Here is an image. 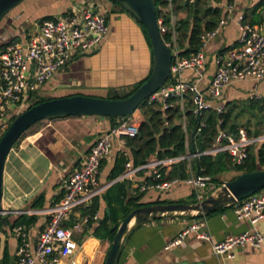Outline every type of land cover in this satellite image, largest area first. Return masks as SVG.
Wrapping results in <instances>:
<instances>
[{
	"label": "crops",
	"instance_id": "obj_1",
	"mask_svg": "<svg viewBox=\"0 0 264 264\" xmlns=\"http://www.w3.org/2000/svg\"><path fill=\"white\" fill-rule=\"evenodd\" d=\"M82 1H21L0 19V49L8 43H24L28 35L37 28V23L41 18L66 16ZM93 1L95 6L104 12L108 25L106 35L96 48L97 52L92 55H78L57 70L51 80L39 88L38 97L57 98L76 94L101 98L121 96L150 74L153 54L142 25L132 15H129L130 17L126 15L115 4H105L104 0ZM224 2L225 0H222L218 5ZM238 13H243L248 21L254 20V24H263L264 0L236 1L233 17L207 46L205 71L203 77L196 83L200 92L212 106L224 103L225 110L232 107L234 114L236 106L242 102L247 114L251 110L258 112L257 119L259 120L260 116L264 115V80L249 78L235 81L227 86L222 95L216 99H210L206 92L215 71V56L238 43L239 29L234 19ZM186 15L187 10H180L174 14V21L177 22ZM192 75L191 71L184 72L185 78ZM187 100L188 104L193 106L190 97ZM132 115L139 125L144 121V116L139 109H136ZM250 119L254 118L250 116ZM174 122L183 126L182 117L175 119ZM111 126L112 122L102 116L71 115L44 119L34 131L26 134L11 148L4 167L2 208L7 213L3 215H8V218L13 220L23 213L20 211H33V213H24L36 216L34 223L30 226L24 225L32 242L49 220L48 215L43 214L44 210L60 200L66 179L80 167L95 140ZM238 127L244 126L239 125ZM244 128L247 131L249 129L248 133L251 135L264 132V126L252 121L250 127ZM125 145L126 143L122 144L114 140L109 155L101 161L98 180L102 186L109 185L94 196L87 205L74 208L69 219L65 221L66 226H72L75 222L79 223L80 229L73 230L75 250L70 256L62 259L61 263L68 262L72 258L76 264H104L111 241L97 238L93 235V230L99 221L109 216V208L103 199V193L117 181H127L129 197L135 195L136 192L143 193L139 201L148 203V205H153L151 203L156 199L169 201L168 203H181L180 201L188 203L191 199L193 203L196 201L192 188L183 181L165 192L156 189L141 190L140 187L147 178L146 169L136 171L129 185L128 180L120 179L126 170V164L124 172L116 177L119 180L113 182L116 178L110 179L109 176L115 158L120 153L126 154L128 149ZM258 145L254 144L249 149ZM155 157H158L157 154H151L147 160ZM185 160L183 177L180 176V169L177 167L179 162L171 166L169 175L177 170L174 176H180L183 179L187 175L188 165H191L192 170L197 173L193 169L191 159ZM127 163L131 164V162ZM261 169H264V165ZM224 173L218 174L217 180H213L211 176V185H218L239 174L231 167L229 174L225 177ZM206 193H210L209 188L206 189ZM261 194L264 196V188ZM39 195L43 197L42 207H30L31 201ZM95 198L99 202V209L94 216L96 222L88 226V221L83 220L87 217L83 215V212ZM197 220H204V226L199 231L207 233L210 237L208 240L196 237L195 233H189L179 245L166 248L167 244L182 229ZM13 228L3 224L0 229V251L2 252L5 248L8 250V264H16L18 239ZM252 230L264 233V218L255 223L247 219H238L233 206L228 204L199 215L168 213L143 223H131L121 242L116 264H264V245L260 248L250 245L236 248L232 258L218 256L212 251V243L221 241L228 235Z\"/></svg>",
	"mask_w": 264,
	"mask_h": 264
},
{
	"label": "built area",
	"instance_id": "obj_2",
	"mask_svg": "<svg viewBox=\"0 0 264 264\" xmlns=\"http://www.w3.org/2000/svg\"><path fill=\"white\" fill-rule=\"evenodd\" d=\"M157 8L169 17L164 23L163 17L157 18L160 34L167 36L164 40L172 54L170 77L145 101L156 105L162 111L179 107L183 128L186 130V112L194 116L201 115L202 111L214 109L217 122L222 119L219 115L225 112L224 103L212 106L197 87V81L203 77L206 62L207 46L223 29L227 21L235 13L236 1L229 0L221 3L225 15L209 30H204L199 37V46L195 51L182 55L177 41V30L174 21L173 0H156ZM194 0H189L193 2ZM215 3V2H213ZM239 37L236 46L219 52L215 56V71L207 86V95L210 99L220 97L223 90L235 81L245 79L264 80V23L251 24L243 13L234 17ZM108 30L104 12L95 6L93 0H83L79 6L63 17L40 19L37 28L31 32L24 43L14 42L0 49V130L4 131L10 120L30 107L39 96V88L53 77L55 72L67 65L78 55L94 51ZM185 71L193 75L184 77ZM190 97L193 106L188 104ZM133 114V113H132ZM120 118L117 124L100 135L89 149L79 168L75 169L66 179L64 192L60 200L52 207L44 210L49 220L42 231L32 242L24 225L13 228L18 239L16 249V264H76L74 259L61 263V260L70 256L76 248L73 230L80 229L79 223L66 226L65 221L74 208L87 205L109 184L102 186L98 180L101 161L106 158L114 140L126 143V138L138 133L139 124L133 115ZM6 119V121H4ZM204 126L201 122L200 127ZM200 128H197L199 131ZM264 142V132L251 135L244 127H238L236 132L219 129L211 147L195 154L178 155L175 157L150 158L140 167H133L126 163V170L120 179L130 180L140 169H146V177L141 190L156 189L168 191L177 183L183 181L189 185L194 193L195 202L200 203L206 197L217 195L224 185L223 181L212 186V177L205 173H195L191 165L187 166L186 176L169 178L171 166L182 160H189L193 156L208 154L215 156L221 152L230 155L233 165H240L247 158L249 147ZM264 165V164H263ZM209 188L210 193H206ZM233 206L238 219H247L251 223L264 218V196L250 195L237 203H225ZM33 213V211H20ZM196 213V212H191ZM177 214V213H176ZM185 214V213H179ZM84 221L87 217H84ZM204 220H197L182 229L170 241L166 248L179 245L189 234L209 239V235L200 232ZM247 245L260 248L264 245V233L257 230L244 231L235 235H228L221 241L212 243V251L218 256L232 258L236 248Z\"/></svg>",
	"mask_w": 264,
	"mask_h": 264
},
{
	"label": "trees",
	"instance_id": "obj_3",
	"mask_svg": "<svg viewBox=\"0 0 264 264\" xmlns=\"http://www.w3.org/2000/svg\"><path fill=\"white\" fill-rule=\"evenodd\" d=\"M222 0H173L174 8L173 12L177 13L180 10H187V15L178 20L176 25L177 41L181 48V54L187 55L192 51H195L199 46V37L204 30L212 29L218 22V20L225 14L221 5H218ZM229 1V0H225ZM215 2V3H212ZM118 5L120 9L126 11L122 2L115 0L113 2ZM158 1L156 5L158 6ZM162 16L164 23L169 22V17L163 14L157 8V18ZM52 16L43 17L41 19H50ZM246 18V16H245ZM254 24V20L248 21ZM142 25V24H141ZM147 40L150 44L148 34L145 27L142 25ZM166 40L167 36H163ZM9 44V43H8ZM148 77V76H147ZM146 77V78H147ZM137 82L134 87L124 95H114L111 99H121L129 96L133 93L145 80ZM51 99L49 97H38V99L30 106L42 102L44 100ZM138 109L144 116V121L139 125L138 133L134 136L126 138V154L120 153L114 162V166L109 176L110 179H114L122 174L125 170V164L131 162L133 167H138L146 163L151 154H157L158 157H175L178 155H186L200 153L211 147L213 141L219 131L224 129L230 132H236L238 123L232 119L233 108L230 107L219 117L222 119V123L219 125L217 122V114L214 109H207L202 111L201 115L194 116L192 112H186V130H184L182 124L175 123V119H180L182 114L177 107L176 109H170L162 111L154 104H149L144 101L140 104ZM16 116V115H15ZM15 116L11 119L13 120ZM55 117L49 118L53 119ZM112 126H115L120 118L107 117ZM42 120L35 122L26 129L12 145L14 147L21 139L27 134L31 128L36 126ZM201 122H204V126L200 127ZM197 128H200L197 131ZM250 132V130L248 129ZM4 132V131H3ZM2 132V133H3ZM1 133V135H2ZM0 135V136H1ZM186 160L179 161L177 167L180 169V176H184L183 166ZM264 163V142L259 143L257 147H252L248 150L247 158L240 165H233L231 163L230 155L227 152L218 153L215 156L208 154H201L199 156H193L191 158V164L193 169L197 173H205L213 176V180H217L218 174L229 171L230 167L234 166L238 173L251 172L261 169ZM176 169V168H175ZM177 174V170H174L169 177H173ZM231 177L230 179L234 178ZM146 180H150L149 177ZM129 188L127 187V181H117L113 183L103 193V199L106 201L109 208V216H105L98 222L93 230V235L100 239H108L112 242L113 236L119 226L122 218L130 211L137 207L146 206L148 203H142L141 199L143 193L136 192L135 195L128 196ZM42 195L37 196L30 203L32 208H41L43 205ZM169 201L156 199L151 204H165ZM185 203V201H180ZM99 209L98 199L95 198L93 203L84 210L83 215L87 216V225L91 226L95 213ZM121 213V215H119ZM8 215H3L0 218V229L3 224L8 225L9 228H13L18 225L30 226L36 221L35 215H27L21 213L17 215L13 220L8 218ZM1 252V251H0ZM0 264H8L9 253L5 248L1 252Z\"/></svg>",
	"mask_w": 264,
	"mask_h": 264
},
{
	"label": "water",
	"instance_id": "obj_4",
	"mask_svg": "<svg viewBox=\"0 0 264 264\" xmlns=\"http://www.w3.org/2000/svg\"><path fill=\"white\" fill-rule=\"evenodd\" d=\"M22 0H0V19ZM114 2L115 0H108ZM123 8L142 24L148 34L153 66L146 80L129 96L121 99L101 98L86 95H71L44 100L34 104L9 123L0 136V218L7 213L2 208L3 176L7 155L18 137L37 121L52 117L87 115L123 118L131 115L146 98L160 88L170 77L172 54L160 34L157 23L156 0H119ZM92 52L83 55H92ZM6 121V119L4 120ZM231 169H235L234 166ZM119 180L114 179L113 182ZM130 185V180H128ZM217 195H209L200 203H167L141 206L125 215L113 236L104 264H116L121 242L131 223L139 224L168 213H191L197 215L211 212L225 203L237 201L250 195L261 196L264 188V169L242 172L223 181ZM108 212V209H106Z\"/></svg>",
	"mask_w": 264,
	"mask_h": 264
},
{
	"label": "rangeland",
	"instance_id": "obj_5",
	"mask_svg": "<svg viewBox=\"0 0 264 264\" xmlns=\"http://www.w3.org/2000/svg\"><path fill=\"white\" fill-rule=\"evenodd\" d=\"M24 1H26V0H22V2H24ZM104 2H105V4L107 3V4H114L113 2H109L108 0H104ZM20 3V2H19ZM18 3V4H19ZM17 4V5H18ZM117 7H119L118 5H116ZM110 7V6H109ZM123 12L124 13H126V15H130L127 11H124L123 10ZM112 15V13L110 14V16ZM131 16V15H130ZM129 16V17H130ZM247 111H245V109H244V105L242 104V102L241 103H239L237 106H236V108H235V110H234V114L232 113V119L236 122V123H238V125H242V126H244V127H250V123H251V121L253 122V123H257V125L258 124H260L262 127L264 126V115H262V116H260V119L258 120L257 118V115H258V112H256V111H253V110H251L248 114L246 113ZM250 114V115H249ZM234 115H235V118H234ZM237 115V116H236ZM250 116L252 117V118H254L253 120H251L250 119ZM249 119V120H248ZM12 120H10V122H11ZM9 122V123H10ZM40 123H38L37 124V126L39 125ZM37 126H34L33 128H31L29 131H27V134L28 133H30V132H32V131H34V129H35V127H37ZM3 131H1L0 130V135H1V133H2ZM229 174V171H227V172H225L224 174H223V176L225 177L226 175H228ZM193 199H191V200H188V203H193V201H192Z\"/></svg>",
	"mask_w": 264,
	"mask_h": 264
}]
</instances>
